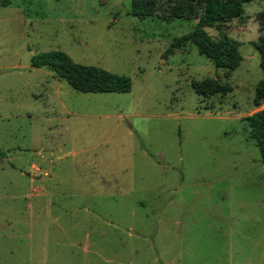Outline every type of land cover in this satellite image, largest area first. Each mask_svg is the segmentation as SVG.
Returning a JSON list of instances; mask_svg holds the SVG:
<instances>
[{
    "label": "rangeland",
    "instance_id": "1",
    "mask_svg": "<svg viewBox=\"0 0 264 264\" xmlns=\"http://www.w3.org/2000/svg\"><path fill=\"white\" fill-rule=\"evenodd\" d=\"M132 0H0V264H264V165L253 42L264 0L206 28L239 42L234 70L192 42L197 19L130 14ZM131 77L82 92L35 54ZM232 89L203 96L193 80Z\"/></svg>",
    "mask_w": 264,
    "mask_h": 264
},
{
    "label": "trees",
    "instance_id": "2",
    "mask_svg": "<svg viewBox=\"0 0 264 264\" xmlns=\"http://www.w3.org/2000/svg\"><path fill=\"white\" fill-rule=\"evenodd\" d=\"M245 1L247 0H132L129 13L140 18L159 15L164 20L197 19L194 29L176 38L168 52L192 42L199 53L205 55L216 67L234 70L243 59L239 42L230 37L213 38L206 28L243 16ZM253 44L258 50L263 72V78L257 83L254 95V104L260 106L264 103V30L261 29ZM31 64L34 67H48L74 89L82 92L126 93L133 86L130 76L96 65L77 63L62 50L35 54ZM192 85L203 96L226 94L232 89L230 84L221 82L217 77L193 80ZM247 121L250 135L256 140L264 165V107L249 116ZM3 152L5 151L0 150V153Z\"/></svg>",
    "mask_w": 264,
    "mask_h": 264
}]
</instances>
